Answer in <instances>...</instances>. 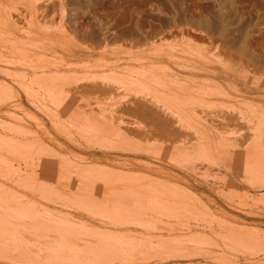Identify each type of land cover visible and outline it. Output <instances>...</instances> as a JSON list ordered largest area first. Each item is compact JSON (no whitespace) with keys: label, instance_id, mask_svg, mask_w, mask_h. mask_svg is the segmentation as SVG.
I'll list each match as a JSON object with an SVG mask.
<instances>
[{"label":"rangeland","instance_id":"1","mask_svg":"<svg viewBox=\"0 0 264 264\" xmlns=\"http://www.w3.org/2000/svg\"><path fill=\"white\" fill-rule=\"evenodd\" d=\"M0 15L9 21L0 26V50H31L41 62L5 64L0 57V264H70L67 256L81 257L83 264H264V158L248 156L264 149L257 143L264 140V0H0ZM37 36L40 46L30 44ZM171 48L175 55L206 53L217 70L231 67L232 87L222 80L219 91L202 73L179 69L181 84L209 91L174 101L168 86ZM138 53L154 58L128 59ZM157 54L162 57L155 59ZM152 67L159 69L146 77L150 82L122 81L128 71ZM101 85L108 93H84ZM133 88L151 96L140 98ZM223 88L230 96L219 94ZM135 99L158 104L152 111L160 117L164 112L161 118L172 126L182 125L180 132L173 126L178 134L171 139L169 126L165 134L149 115L125 111ZM92 116L103 122L94 124ZM141 195L155 203H140ZM23 206L40 221L31 216L28 228L21 224L14 211L26 214ZM116 210H125L134 226H112L105 214ZM76 232L84 238L68 247ZM112 232L131 249L101 257L100 249L117 241L106 239ZM242 235L255 241L244 243ZM89 257L94 261L86 263Z\"/></svg>","mask_w":264,"mask_h":264},{"label":"bare ground","instance_id":"2","mask_svg":"<svg viewBox=\"0 0 264 264\" xmlns=\"http://www.w3.org/2000/svg\"><path fill=\"white\" fill-rule=\"evenodd\" d=\"M59 1V0H58ZM52 2V1H51ZM53 5V4H52ZM64 5V4H63ZM2 11V10H1ZM37 11V10H36ZM35 11V12H36ZM43 11V10H42ZM43 13V12H42ZM34 14V13H33ZM40 14V13H39ZM41 15V14H40ZM65 15V14H64ZM38 16V15H37ZM41 18V17H40ZM45 20V19H44ZM31 23H30V28H31V30H32V33H33V35L34 36H36V35H38L37 33H35L34 31H36V29H37V25H36V23H37V20H36V18L35 17H33V19L30 21ZM43 23V22H42ZM47 24V23H46ZM9 25V21L7 20V19H5V18H2V15H0V26L1 27H3V26H8ZM43 25H44V23H43ZM67 25V24H66ZM45 26H47V28H49L48 27V25H45ZM58 26V25H57ZM68 26V25H67ZM51 27V26H50ZM209 27V26H208ZM207 27V28H208ZM101 28V27H100ZM211 28V27H210ZM52 29V28H51ZM77 29V28H76ZM79 29V28H78ZM111 29V28H110ZM41 30V29H40ZM67 30H69V29H67ZM202 30V29H201ZM206 30V29H205ZM94 31V30H93ZM74 32H76V31H74ZM102 32V31H101ZM104 32V31H103ZM201 32V31H200ZM69 33V32H68ZM90 33V32H89ZM88 33V34H89ZM98 33V32H97ZM121 33V32H120ZM91 34V33H90ZM90 34H89V36H90ZM107 34V33H106ZM209 34V33H208ZM70 35V34H69ZM93 36V35H92ZM92 36H90L89 38H91ZM124 36V35H123ZM96 37V36H95ZM94 38V37H93ZM93 38H91V39H93ZM38 41H35V42H31L30 44H38L39 45V41H42V40H40V37L39 36H37V38H36ZM96 39H97V37H96ZM99 39V38H98ZM108 39V38H107ZM0 40H1V37H0ZM87 40H89V39H87ZM94 40V39H93ZM101 41V40H100ZM104 41V40H103ZM107 41V40H106ZM173 42H174V40H172ZM3 42L4 43H6V44H8V43H11L10 41H4L3 40ZM92 42H94V41H92ZM90 43V44H93V43ZM99 42V41H98ZM107 43V42H106ZM47 43H44V44H41V45H46ZM89 45V44H88ZM95 45V44H94ZM40 46V45H39ZM91 46V45H90ZM102 46H104V45H102ZM106 46V45H105ZM105 46H104V48H105ZM191 46V45H190ZM220 46V45H219ZM92 47V46H91ZM94 47V46H93ZM98 47H100L99 45H98ZM145 48V47H144ZM40 49H41V47H40ZM92 49V48H91ZM90 49V50H91ZM102 49V48H101ZM172 49V50H171ZM170 50H171V52H170V54H169V61L173 64H171L169 67V77H171V82H169V95H172V97H173V100L175 101V100H180V99H182V98H185V97H191L192 95L194 96V94H198L197 92H203V91H205V90H207V91H209L207 88L206 89H204L203 90V88H194V86H190V85H186L185 83L184 84H181L182 82H184V79L182 78V76L180 75V72H179V69H182V73L183 74H188V73H190V74H193V73H197V74H199V73H202L205 77H208V79H211L210 81H212L213 80V83L211 84V85H213V87H215V89H218V88H222L223 87V81L222 80H228L229 81V84H230V88L232 87L231 85L233 84V80L235 79V77H233L231 74H228L229 72L227 71V70H229V68H231V67H229V68H226V69H224V67H221V69H219V70H217L214 66H213V63H212V61H211V59L209 58V57H207L204 53L202 54V52H201V54H198L197 52H194V51H191V49H190V51H188V50H183V51H181V55H175L174 54V49L173 48H171ZM187 49V48H186ZM204 49V48H203ZM209 49V48H208ZM96 51H97V49H95ZM169 50V51H170ZM178 50V49H177ZM221 50V49H220ZM230 50V49H229ZM175 51H176V49H175ZM179 51V50H178ZM201 51V50H200ZM216 51V50H215ZM232 51V50H231ZM177 52V51H176ZM199 52V51H198ZM210 52V51H209ZM223 52H224V50H223ZM156 53V52H155ZM177 53H179V52H177ZM200 53V52H199ZM232 53V52H231ZM138 54H141V53H138ZM156 55V54H155ZM213 55V54H212ZM231 55V54H230ZM132 56V55H131ZM214 56V55H213ZM219 56V55H218ZM223 56V55H222ZM226 56V55H225ZM229 56V55H228ZM0 57L1 58H3V59H5V60H3V62L5 63V64H8V63H12L11 62V59L12 60H16L20 65H23V66H32L33 64H37V63H39L40 61H36L34 58V54L31 52V50H19V51H16V50H10V49H8V50H5V48H4V50H0ZM160 57H162V56H160L159 54H157V57H155V59H158V58H160ZM217 57V56H216ZM154 58V57H153ZM153 58H151V59H149V58H147L146 56H145V54H141V55H138V56H134V57H131V58H128L130 61H133V62H135V63H140V62H143V63H146V61L147 60H152ZM221 59V58H220ZM119 61H120V59H119ZM220 61V60H219ZM223 61V60H222ZM221 61V62H222ZM154 62H156V63H154V64H158V61H154ZM217 62H218V59H217ZM41 63V62H40ZM117 63H118V61H117ZM220 63V62H219ZM223 63H224V61H223ZM13 64V63H12ZM142 64V63H141ZM229 64V63H228ZM225 65V66H229V65ZM233 66V65H232ZM6 67H7V65H6ZM9 69V68H8ZM155 69V70H154ZM157 69H159V68H155V67H152V68H149V71H144V69H141V70H138V71H135V72H132V71H128V72H130V76H127V77H125V78H123V80L122 81H124V82H126L127 84L126 85H128V84H136V83H142V80L145 78L146 79V81H149L150 79L148 78H146V77H148L149 75L150 76H152L151 75V72H153L154 71V73H155V71H157ZM46 71H48V70H46ZM163 71H165V69L163 70ZM8 72V71H7ZM127 72V73H128ZM159 72H162V71H159ZM37 73V72H36ZM135 73V74H134ZM166 73V72H165ZM6 74V73H5ZM129 74V73H128ZM158 74V73H157ZM234 74V73H233ZM55 76V75H54ZM36 77V76H35ZM34 77V78H35ZM17 78V77H16ZM38 79H39V77H37ZM37 78H36V80H34L35 82L34 83H37L36 81H37ZM179 78H182V80L181 79H179ZM50 79V78H49ZM79 79V78H78ZM86 79V78H85ZM170 79V78H169ZM220 79H221V81H220ZM42 78H41V80H40V82H42ZM46 80V79H45ZM76 80V79H75ZM88 78H87V82H88ZM152 81H155V80H153V79H151ZM158 80V79H157ZM39 81V80H38ZM78 81H80V80H78ZM77 81V82H78ZM82 81H84V80H82ZM82 81H80V83H78V85L79 84H82L81 82ZM90 81V80H89ZM94 81V85H96L95 84V80H93ZM96 81H98V80H96ZM100 81V80H99ZM98 81V82H99ZM121 81V80H120ZM186 81V80H185ZM87 82H86V80H85V84H87ZM102 83H103V81H101ZM150 82V81H149ZM157 82V84L159 83V80L158 81H155V83ZM194 82V81H193ZM46 83V82H45ZM48 83H49V81H48ZM64 83H65V81H64ZM91 83V82H90ZM105 83V82H104ZM119 84L120 83H122V82H118ZM165 83V82H164ZM37 84H39V83H37ZM50 85H51V83H49ZM73 84V83H72ZM88 84H89V82H88ZM91 84H93V82L91 83ZM105 84H108V85H110L108 82H106ZM163 84V83H162ZM196 84V83H195ZM200 84V83H199ZM40 86H42V83H40L39 84ZM45 85V84H44ZM53 85V84H52ZM84 84H82V86H83ZM98 85V84H97ZM125 85V84H124ZM126 85H125V87H126ZM47 87H48V85H46ZM72 86V85H71ZM82 86H79V88L80 87H82ZM89 86V85H88ZM91 86V85H90ZM105 86V85H104ZM107 86V85H106ZM113 85H111L110 86V88H112L113 89V87H112ZM116 86V85H115ZM114 86V87H115ZM130 86V85H129ZM138 86V85H137ZM44 87V86H43ZM47 87H46V89H47ZM50 87V86H49ZM75 87V86H74ZM73 87V88H74ZM76 87H77V84H76ZM76 87H75V89H76ZM101 87H102V85H101ZM125 87H123V91H124V88ZM197 87H199V86H197ZM228 87V86H227ZM226 87V88H227ZM56 88V87H55ZM84 88H85V86H84ZM117 88H121V86L120 87H117ZM160 88V87H159ZM168 88V87H167ZM211 88V87H210ZM225 88V87H224ZM223 88V89H224ZM5 89V88H4ZM10 89V88H9ZM42 89V88H41ZM49 89V88H48ZM47 89V90H48ZM71 89V88H70ZM107 87L105 88V87H102V88H99V87H96V86H92V87H88V88H85L84 89V93H85V91H89V92H99V93H105V92H107ZM122 89V88H121ZM134 89V88H133ZM137 89V88H136ZM136 89H134V91L132 92V93H134L135 92V90ZM165 89V88H164ZM228 89V88H227ZM2 88L0 87V97H1V95H2ZM51 90V89H50ZM58 90H59V88H58ZM57 90V91H58ZM66 90H68V89H66ZM117 90H119V89H117ZM140 91H137V94H138V96H140V98H141V95L142 96H144V94H145V96L147 95L148 96V94H149V92H148V94H147V92H145V90H141V89H139ZM167 90V89H166ZM212 91H213V88L211 89ZM219 90V89H218ZM222 90V89H221ZM40 91V90H39ZM44 91V90H43ZM72 91H73V89H71V94H72ZM75 91V90H74ZM74 91H73V94L75 95V93H74ZM77 91H79L78 90V88H77ZM125 91H128L127 89L125 90ZM216 91V90H215ZM220 91V90H219ZM46 92V91H45ZM64 92H65V90H64ZM76 92V91H75ZM214 92V91H213ZM210 93L211 95L213 94V95H215V96H217L216 94H214V93ZM218 92V91H217ZM10 93V92H9ZM51 93H52V91H51ZM58 93H62V91L60 92H58ZM68 93V92H67ZM78 93V92H77ZM108 93V92H107ZM128 93V92H127ZM126 93V94H127ZM157 93V92H156ZM205 93H206V91H205ZM204 93V94H205ZM209 93V92H208ZM219 93V92H218ZM27 94V93H26ZM49 94V93H48ZM47 94V95H48ZM64 94V93H63ZM69 94H70V92H69ZM80 94V93H79ZM79 94H76V96L77 95H79ZM87 94V93H86ZM141 94V95H140ZM151 94V93H150ZM149 94V95H150ZM161 94V93H160ZM219 94H221L222 96L224 95V96H230V93L226 90V89H224L221 93H219ZM3 95H4V93H3ZM6 95V94H5ZM90 95V94H89ZM101 95V94H100ZM129 95V94H128ZM131 95V94H130ZM129 95V96H130ZM132 95H134V94H132ZM153 96H154V94H152ZM157 95H158V93H157ZM157 95H155V96H157ZM199 95H201V94H199ZM210 95V96H211ZM56 96V95H55ZM59 96V95H58ZM124 96V95H123ZM137 95H136V93H135V97H136ZM147 96H146V98H147ZM151 96V95H150ZM160 96H162V95H160ZM166 96V95H165ZM219 96V95H218ZM223 96V97H224ZM4 96H2L1 98H3ZM57 97V96H56ZM65 97V96H64ZM63 97V98H64ZM122 97V96H121ZM167 97V96H166ZM69 98H71V97H69ZM150 98V97H149ZM154 98V97H153ZM205 98V97H204ZM154 99H156V98H154ZM153 99V100H154ZM164 99L166 100L167 98H165L164 97ZM4 100V99H3ZM136 101L135 102H132L131 104H128V105H126V103L124 104V105H126V107L124 108V110L125 111H127V112H130V113H134V114H143V116H145L146 114L147 115H149L148 117H147V119H149L150 120V122L152 123V124H154V126H156V128H159L160 129V131L161 130H163L164 132H165V134H167L166 132H167V128H168V126H169V132H168V136L169 137H171V136H175L176 134H178V131L177 130H175V128L173 127V126H175V125H177V126H179V123L178 124H175L174 125V122H173V126H172V124H171V121H170V119H169V122L168 121H164L161 117L162 116H164L163 114H164V112L162 111L163 109H159L160 111V113H162L163 112V114H162V116L160 117L159 116V113H158V111H156V113H155V111H152V107L154 106V105H151L150 107L148 106V104H146V101L145 102H143V100L141 101L140 99L138 100V99H135ZM145 100V99H144ZM149 100V99H148ZM152 100V99H151ZM172 100V101H173ZM69 101V100H68ZM155 101V100H154ZM156 101H158V103L160 102V103H164V104H161V106L160 107H162V105H164V107H167L166 105L167 104H165L166 103V101L164 102L163 100H161V99H158L157 98V100ZM1 102V101H0ZM149 102H151V101H149ZM168 102V101H167ZM160 103H159V105H160ZM171 103V102H170ZM150 104H153V103H150ZM180 104V103H179ZM123 105V104H122ZM122 105H120V106H122ZM169 105V104H168ZM174 105V104H173ZM172 105V106H173ZM180 105H182V104H180ZM117 106V105H116ZM154 107H156V105L154 106ZM157 107H159L158 106V104H157ZM156 107V108H157ZM177 107V106H176ZM184 107V106H183ZM182 106H181V108H183ZM64 108V107H63ZM121 108V107H120ZM156 108H154V109H156ZM163 108V107H162ZM168 108H170V105H169V107ZM179 108V107H178ZM186 108V107H185ZM61 109V108H60ZM101 109V108H100ZM117 109V108H116ZM119 109V108H118ZM171 110L172 109H174L175 110V108L173 107H171L170 108ZM177 109V108H176ZM218 109V108H217ZM102 110V109H101ZM157 110H158V108H157ZM234 110V109H233ZM116 111V110H115ZM165 111V110H164ZM170 111V110H169ZM173 111V110H172ZM193 111V110H192ZM174 112V111H173ZM196 112V111H195ZM210 112V111H209ZM232 112V111H231ZM234 112H236V111H234ZM111 113H113V112H111ZM167 113H169L168 112V110H167V112H165V114L167 115ZM193 113V112H192ZM233 113V112H232ZM239 113V112H238ZM145 114V115H144ZM171 115L173 114V113H170ZM169 114V115H170ZM179 114V113H178ZM92 115V114H91ZM107 115V114H106ZM130 115V114H129ZM151 115H153V116H151ZM194 115H195V113H194ZM233 115V114H232ZM243 115V114H242ZM93 116H95V115H93ZM92 116V120L94 121L93 123L95 124V122H96V124L98 125V123H101V122H99L98 120H96V119H98V118H94ZM151 116V117H150ZM175 116V115H174ZM236 116H237V114H236ZM263 114L261 113V115H260V119H263ZM89 117V116H88ZM106 117V116H105ZM169 117V116H168ZM171 117V116H170ZM226 117H228V116H226ZM225 117V118H226ZM232 117V119L234 118L233 116H231ZM247 117V116H246ZM106 118H109V117H106ZM164 118V117H163ZM173 118V117H172ZM180 118V117H179ZM179 118H177V119H179ZM224 118V119H225ZM236 118V117H235ZM234 118V119H235ZM239 118H241V117H239ZM166 119V118H165ZM176 119V120H177ZM228 119V121H231L232 119H230V118H227ZM96 120V121H95ZM111 120V119H110ZM238 120V119H237ZM236 119H235V122L237 121ZM243 120H244V118H243ZM257 120V119H256ZM97 121H98V123H97ZM102 121V120H101ZM175 121V120H174ZM180 121V120H179ZM183 121V120H182ZM227 121V123L228 124H230L231 122H228ZM234 120H232V122H233ZM250 121V120H249ZM103 122V121H102ZM121 121H119V123H120ZM215 122V121H214ZM226 122V121H225ZM224 122V123H225ZM238 122V121H237ZM239 122H241V121H239ZM262 122V121H261ZM110 124H111V122H109ZM226 123V124H227ZM242 123H244V122H242ZM241 123V124H242ZM259 123V122H258ZM103 125H104V123H102ZM181 124H183V123H181ZM232 124V123H231ZM240 124V125H241ZM96 125V126H97ZM101 125V124H100ZM102 125V127H104L105 128V125L103 126ZM109 125V124H108ZM107 125V126H108ZM115 125V124H114ZM121 125V124H120ZM125 125V124H124ZM141 125V124H140ZM139 125V126H140ZM134 126H136V125H134ZM177 126H175L176 128H178ZM182 126V125H181ZM181 126H179V132H180V128L182 129V127ZM212 126V125H211ZM109 127V126H108ZM113 127V126H112ZM118 127V125L116 126V128ZM128 127V126H127ZM143 127V126H142ZM171 127H173V128H171ZM96 128V127H95ZM115 128V129H116ZM120 128V127H119ZM137 128V127H136ZM101 129V128H100ZM107 129V128H106ZM114 129V130H115ZM171 129V130H170ZM97 130V129H96ZM105 130V129H104ZM122 130V129H121ZM260 130V129H259ZM99 131V130H98ZM113 131V130H112ZM125 132V131H124ZM148 132V131H147ZM163 132V133H164ZM182 132V131H181ZM258 132V131H257ZM107 133V132H106ZM126 133V132H125ZM134 133V132H133ZM184 133V132H183ZM111 134V133H110ZM175 134V135H174ZM115 135V134H114ZM113 135V136H114ZM140 135V134H139ZM148 135V134H147ZM179 135H181V133L179 134ZM104 136V135H103ZM122 136V135H121ZM124 137H125V135H124ZM144 137V136H143ZM177 137V136H176ZM179 137V136H178ZM181 137V136H180ZM121 138V137H120ZM175 138V137H174ZM257 138V137H256ZM122 139V138H121ZM171 139H172V137H171ZM177 139V138H176ZM260 140H258L257 141V143L260 145V144H264V140H263V138L261 139V137L259 138ZM120 140V139H119ZM257 140V139H256ZM244 143H246V142H244ZM254 144V143H253ZM254 148H256V147H254ZM261 149H262V151L264 150L262 147H260ZM142 149V148H141ZM261 149H256V150H252V152L250 151V155H249V153H248V156H250L251 158H253V157H261V158H264L263 156H264V151L262 152L261 151ZM260 150V151H259ZM247 152V151H246ZM53 154V153H52ZM55 154V153H54ZM49 155V154H48ZM51 157H52V155H51ZM260 158V159H261ZM49 159H51L50 158V156H49ZM44 167V166H43ZM47 176V175H46ZM122 175H110L109 177L111 178V180H115V178H118V181L120 182V183H123V182H125L126 180H129V182L132 180V183H133V181H134V183H135V180H133V179H131L130 177H121ZM117 181V182H118ZM138 181V180H137ZM136 181V182H137ZM140 181V180H139ZM138 181V182H139ZM114 182V181H113ZM116 183V182H115ZM112 184V183H111ZM162 186H164V185H162ZM166 187V186H165ZM130 191V190H129ZM172 192H174V191H172ZM175 193H176V191H175ZM137 194H131L130 196H132V197H135ZM176 195H177V193H176ZM129 196V197H130ZM132 197H130V199L133 201L132 202V204H136V202H135V200L132 198ZM130 199L128 200V202L129 203H131V201H130ZM137 199H138V201L140 202V203H143V204H145V203H147V204H149V205H153L155 202L151 199V198H149V197H147V196H143V195H141V196H138L137 197ZM128 202H126V203H128ZM138 202V203H139ZM91 204H93V203H91ZM99 205V203L97 202V201H95L94 202V205ZM101 205V204H100ZM21 206V205H20ZM172 205H169V207H171ZM24 208H25V206H23ZM24 208H19V209H24ZM27 208V207H26ZM26 208L24 209V210H26ZM119 208V207H118ZM166 208V207H165ZM173 208V207H172ZM88 209V208H87ZM115 209H117V208H115ZM114 209V210H115ZM122 209V208H121ZM175 209V208H174ZM184 209V208H183ZM17 210H18V208H17ZM31 210V209H30ZM29 210V211H30ZM94 210H96V209H94ZM167 210H168V208H167ZM171 208H169V210H168V212H170L171 213ZM29 211H27L26 210V212L27 213H29ZM33 211V210H32ZM98 211V210H97ZM172 211H173V209H172ZM16 212H18V214L20 215L19 217H17V218H21L22 219V221L24 220L25 221V223L26 224H24V221H23V223L21 222V224H24V226L26 227V225H27V228L29 227L28 226V224H27V220H26V218L28 219L29 217L31 218V216L32 215H30V213H29V215L26 213H24V211L23 210H18V211H14V213H16ZM31 212V211H30ZM96 212V211H95ZM109 212V211H108ZM111 212V211H110ZM106 213L105 214V216L107 217V218H109V223L110 224H112V226L113 225H115L116 227L118 226V227H122V226H127V225H129L130 224V222L131 221H126V218L128 219V217H129V214H126V212H125V210L123 211H121V210H116V211H112V213ZM177 212V211H176ZM183 212V211H182ZM192 212V211H191ZM13 213V214H14ZM100 213V212H99ZM178 213V212H177ZM176 213V214H177ZM17 214V213H16ZM33 214V213H32ZM167 214V213H166ZM28 215V216H27ZM35 215V214H34ZM34 215L32 216V218L34 219V220H38V218H39V216H38V218L37 217H35L34 218ZM36 215H37V213H36ZM171 215V214H170ZM2 216V215H1ZM178 216V215H177ZM3 217V216H2ZM1 217V218H2ZM12 217V216H11ZM15 216H13V218H14ZM29 218V219H30ZM42 218V217H41ZM16 219V218H15ZM21 219H18V222H20L19 220H21ZM17 220V219H16ZM36 220V221H37ZM125 220V221H124ZM0 221H2V219L0 220ZM38 221H40V220H38ZM101 221H102V219H101ZM111 221V222H110ZM42 222V221H41ZM43 222H45L44 221V219H43ZM48 223H49V221H48ZM109 223H106V224H109ZM125 223H127V225H125ZM132 223V222H131ZM21 224H18V227L19 228H21ZM45 224H47V221H46V223ZM109 224V225H110ZM122 224H124V225H122ZM134 224L135 223H133V225L132 226H134ZM50 225V224H49ZM131 225H129V227L131 228L132 226ZM51 226H52V224H51ZM111 226V225H110ZM14 227V226H13ZM24 227V229L25 230H27L26 228ZM128 227V226H127ZM135 227H136V225H135ZM180 227V226H179ZM24 230V231H25ZM228 230V229H227ZM229 231V230H228ZM231 231H233V230H231ZM18 232V231H17ZM169 232V231H168ZM173 232H174V230H173ZM19 233V232H18ZM79 233V232H78ZM77 232L75 233L76 235H74V236H71V237H69V239H71L69 242H68V247H72V245H74L77 241H79V240H81V238H84V235L83 234H81V233H79L78 234ZM113 233V232H112ZM109 234V235H107V236H105L106 237V239H107V237H108V239L109 238H112V239H114V240H112V241H116L115 242V244H114V242H113V244H114V246L112 245V244H110L109 242H108V245L110 244V245H112V246H106V248H105V250H104V248L102 249H100V247H99V249L102 251V253H100V255H102L101 257H106L108 254H110L111 252H113V253H115L116 255L117 254H119V253H125L126 252V250H130L131 249V247H129V246H127L126 247V245H128V243H126L125 241H127L126 239H124L123 241H121L122 239H121V237H119L118 235H114L115 233H113V234ZM227 233H229V232H227ZM117 234V233H116ZM242 234V233H241ZM241 234H240V236H241ZM35 235V234H34ZM36 235H37V233H36ZM237 235V234H236ZM40 236V234H38V237ZM42 236V235H41ZM238 236V235H237ZM240 236H238V237H240ZM247 236H250V235H247ZM247 236H244V238H243V235H242V238H239V239H243V241H244V243H245V241L247 242V243H253L252 241H255V240H253V239H250L249 237H247ZM238 237H236V238H238ZM253 237V236H252ZM255 238V237H254ZM116 239V240H115ZM110 240V241H111ZM108 241V240H107ZM118 241L120 242V243H118ZM243 241H242V243H243ZM101 242V241H100ZM128 242V241H127ZM130 242V241H129ZM132 242V241H131ZM121 243H122V245H121ZM125 245H124V244ZM88 244V243H87ZM118 244L120 245L119 247H118ZM132 244H135V243H132ZM116 245H117V247H116ZM124 245V246H123ZM249 245V244H248ZM101 246V245H100ZM135 246V245H134ZM110 247H114V248H110ZM110 250H109V249ZM117 248V249H116ZM135 247H133V249H134ZM114 251H113V250ZM40 250V249H39ZM38 250V251H39ZM47 250V249H46ZM52 250V249H51ZM74 250V249H73ZM90 250V249H89ZM136 250V249H135ZM137 250H139V249H137ZM84 251V250H83ZM108 251H111L110 253L108 252ZM133 251V250H132ZM31 252V251H30ZM35 252V251H34ZM40 252V251H39ZM38 252V253H39ZM46 252V251H45ZM81 252V251H80ZM88 252V251H87ZM95 252V251H94ZM108 252V253H107ZM119 252V253H118ZM46 253H48V252H46ZM45 253V254H46ZM71 253V252H70ZM79 253V252H78ZM85 253V252H84ZM91 253V252H90ZM93 253V252H92ZM103 253H105V254H107V255H105V254H103ZM112 253V254H113ZM132 253V252H131ZM252 253V252H251ZM256 253V252H255ZM45 254H43V255H45ZM74 254V253H73ZM249 254H250V252H249ZM36 255H37V253H36ZM49 255V254H48ZM78 255V254H77ZM85 255V254H84ZM90 255H92V254H90ZM103 255H105V256H103ZM124 254H122L121 256H123ZM180 255V254H179ZM185 254H183V256H184ZM0 256L2 257V258H4L5 256H2L1 254H0ZM24 256V255H23ZM51 256V255H50ZM57 256V255H56ZM61 256V255H60ZM88 256V255H87ZM127 256V255H126ZM188 256V255H187ZM192 256H194V254L192 255ZM36 257V256H35ZM55 257V256H54ZM59 257V256H58ZM111 257V256H110ZM114 257V256H113ZM124 257V256H123ZM127 257H129V256H127ZM49 258V257H48ZM53 258V257H52ZM72 258V259H71ZM74 258V259H73ZM81 258V257H80ZM79 258V259H80ZM90 259H88L87 258V260H84V261H86V263H87V261L89 260V262H91V258H92V260H93V257H89ZM107 258V257H106ZM112 258V257H111ZM122 258V257H121ZM7 259V258H6ZM54 259V258H53ZM56 259H58V258H56ZM62 259L63 260H66V257L65 258H63L62 257ZM67 259L68 260H66V261H69V262H67V263H70V264H83V263H80V261L81 262H83L82 260H79L78 259V257L76 256V257H74V256H72V257H68L67 256ZM70 259H71V261H70ZM95 259V261H97L98 259L97 258H94ZM120 259V258H119ZM125 259H126V257H125ZM129 259H131V258H129ZM134 259V258H133ZM146 259V258H145ZM144 259V261H146ZM161 259V258H160ZM167 259V258H166ZM235 259V258H234ZM18 260V259H17ZM48 260V259H47ZM50 260V259H49ZM52 260V259H51ZM50 260V261H51ZM60 260V259H59ZM58 260V261H59ZM77 260V261H76ZM79 260V261H78ZM137 260V259H136ZM148 260V259H147ZM178 260H180V259H178ZM187 260V259H186ZM34 261V260H33ZM54 261V260H53ZM57 261V260H56ZM72 261H76V262H72ZM94 261V260H93ZM139 261V260H138ZM17 262V261H16ZM40 262V261H39ZM42 262V261H41ZM40 262V263H41ZM46 262V264H47V261H45ZM72 262V263H71ZM21 263V262H20ZM34 263V262H33ZM59 263H60V261H59ZM105 263V262H104ZM154 263V262H153ZM158 263V262H157ZM42 264V263H41ZM44 264V263H43ZM56 264V263H55ZM66 264V263H65ZM98 264V263H97ZM107 264H108V261H107ZM146 264H149V263H146ZM259 264H261V263H259Z\"/></svg>","mask_w":264,"mask_h":264}]
</instances>
